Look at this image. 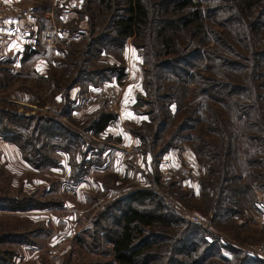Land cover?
I'll return each instance as SVG.
<instances>
[{
    "label": "trees",
    "instance_id": "16d2710c",
    "mask_svg": "<svg viewBox=\"0 0 264 264\" xmlns=\"http://www.w3.org/2000/svg\"><path fill=\"white\" fill-rule=\"evenodd\" d=\"M83 1L90 37L78 58L73 48L58 62L63 72L54 86L63 100L60 115L69 116V91L75 85L97 87L108 76H117L118 82L125 78L123 66L97 63L96 52L114 48L119 56L131 38L143 58L145 94L138 101L149 118L135 132L138 151L152 154L160 141L159 156L190 139L206 170L200 182L206 211L218 227L235 228L233 219L254 205L256 190L264 191V0ZM31 52L27 45L22 63ZM174 104L182 114L172 124ZM8 106L0 108V137L37 169L56 167L61 154H68L78 180L84 167L77 166L75 156H86L84 136L56 115L26 116ZM114 120L101 108L81 129L99 136ZM25 197L4 202L8 210L40 206ZM113 204L119 210V230L110 238L117 264H264L239 248L230 250L231 258L225 256L214 236L210 242L206 232L153 190L132 192ZM5 254L11 256L3 260L13 257Z\"/></svg>",
    "mask_w": 264,
    "mask_h": 264
},
{
    "label": "rangeland",
    "instance_id": "374dc122",
    "mask_svg": "<svg viewBox=\"0 0 264 264\" xmlns=\"http://www.w3.org/2000/svg\"><path fill=\"white\" fill-rule=\"evenodd\" d=\"M24 2L29 12L35 8L38 11L36 21L30 19L27 22L36 29L32 30L35 38L38 39L42 29L55 27L58 43L50 48L41 46L38 40L31 42L32 52L19 68H16L15 58L4 55L3 46H0V108L11 103L8 107L26 116H58L64 124L84 136L86 156L84 159L80 154L75 156L77 166L84 167L80 178L75 180L77 172L70 164L68 154H61V162L56 167L37 169L24 160L16 145L0 137V264H117L110 238L119 230L115 220L119 210L111 206L139 190L159 193L185 221L188 220L184 213L188 211L207 216L208 226L194 225L207 233L210 242L215 237L225 256L231 258L230 250L239 248L247 255L261 258L252 254L259 249L254 247L264 245L263 190H256V202L246 208L245 215L233 219L235 228L218 227L213 214L206 211L208 204L202 198L200 184L206 177V170L202 156L194 150L190 139L180 141L175 149L159 156L160 141L152 154L138 151L141 143L135 132L149 118L144 112L147 110L145 105L137 100L139 95L145 94L143 58L132 45V39L127 40L119 56V50L114 48L96 52L97 63L105 62L104 66L111 68L123 66L125 78L118 82L117 76H108L110 79L99 82L97 87L88 82L75 85L77 93L71 94L74 88L69 91V116H61L59 109L63 100L54 86L55 80H61L63 72L58 62L66 60L73 48V58H78L80 52L87 49L89 13H85L82 0L75 19L79 22L85 18L88 28L79 34L78 40H71L68 33L73 34L70 30L74 29L71 25L74 19L65 18L66 22L63 19L62 0ZM69 5H75V0ZM95 10L96 5L91 14ZM22 12V5L0 1V29L5 26L4 20L9 21L17 17L13 15ZM4 36V32H0L1 42ZM40 58L47 65L42 75L34 67ZM94 68L98 66L94 65ZM117 88L120 89L119 97L113 96ZM45 107L49 109L45 111ZM101 108L115 115L109 127L99 136L81 129L86 118ZM171 112L175 114L170 122L173 124L182 114L180 105L179 108L172 105ZM25 196L36 199L40 206L21 211L12 206L14 209L8 210L11 207L4 202L6 198L12 201ZM5 252L13 255L9 261L3 260L11 256Z\"/></svg>",
    "mask_w": 264,
    "mask_h": 264
},
{
    "label": "crops",
    "instance_id": "0c3cea01",
    "mask_svg": "<svg viewBox=\"0 0 264 264\" xmlns=\"http://www.w3.org/2000/svg\"><path fill=\"white\" fill-rule=\"evenodd\" d=\"M0 1L13 2V3H16L17 5H22V9H23L22 14L13 15L17 17H12L13 19H10L9 21L8 19L4 20L6 21L5 26L2 29H0V32H4V35H5L4 38H2L4 39V41L2 42L0 41V46H3L2 53L6 56L8 54V57L15 58L16 65L18 66L16 68H19L22 63V58H23L24 50L26 46L27 45L32 46L31 42L37 41V38H35V33L32 34V30L35 28L33 26L32 27L28 26L27 22L31 21L30 19H32L33 22L36 21L38 11L35 8L34 11H32L31 9L29 12L27 4H25L24 0H0ZM62 2L63 3L61 4V6L63 8L62 9L63 11L62 16H64L63 19L64 20L65 18L67 20H71L72 18L74 19V22L71 24L74 27V29L70 30L71 32L73 31V34L68 33V35L70 34L69 39L78 40L80 38L79 34H81L82 32L85 33L88 28L85 25V22L87 21L85 18H82L79 22L78 20L76 21L75 19L76 16H78L79 14V11L82 5V0H75V5L73 6H70V5L68 6V4L73 3L74 0H62ZM27 15H29L28 18H27ZM74 32L77 34L74 35ZM3 50L5 51L3 52ZM46 66L47 65L46 63H44V60L40 58L34 67L39 72V74L42 75L46 69ZM77 90H78L77 88H74L71 91V94L72 92L77 93Z\"/></svg>",
    "mask_w": 264,
    "mask_h": 264
},
{
    "label": "built area",
    "instance_id": "2783aa9c",
    "mask_svg": "<svg viewBox=\"0 0 264 264\" xmlns=\"http://www.w3.org/2000/svg\"><path fill=\"white\" fill-rule=\"evenodd\" d=\"M53 15V14H52ZM38 43L41 46L44 47H55L56 44L58 43V31L55 27H47L42 29L39 34H38ZM115 93L113 96L115 97H119L120 96V89H114ZM45 111H47L49 109V107H45ZM184 217L191 223L196 224V225H200V226H208L209 225V219L207 216L201 215L197 212H193V211H188L184 213ZM254 248H259L256 252L252 255H258L261 258H264V245L261 247H254ZM253 250V249H252ZM253 253V252H251ZM250 254V253H249Z\"/></svg>",
    "mask_w": 264,
    "mask_h": 264
}]
</instances>
